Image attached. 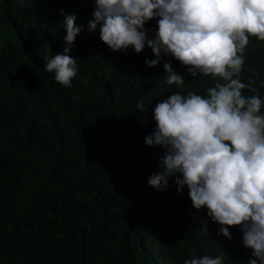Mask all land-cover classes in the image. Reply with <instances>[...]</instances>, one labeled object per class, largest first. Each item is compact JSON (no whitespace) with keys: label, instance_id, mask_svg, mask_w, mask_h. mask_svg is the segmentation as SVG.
Instances as JSON below:
<instances>
[{"label":"trees","instance_id":"16d2710c","mask_svg":"<svg viewBox=\"0 0 264 264\" xmlns=\"http://www.w3.org/2000/svg\"><path fill=\"white\" fill-rule=\"evenodd\" d=\"M93 7L94 0H0V264H183L205 254L245 264L252 250L239 225L228 240L174 178L161 192L147 184L163 156L144 143L154 105L174 91L207 97L220 78L194 79L173 57L149 68L147 47L114 53L86 30L71 48L79 69L72 87L43 71L44 57L66 46L61 10L86 28ZM156 25H145L149 38ZM248 38L242 95L264 99V41ZM165 62L184 76L182 89L160 84ZM206 219L208 233L200 230Z\"/></svg>","mask_w":264,"mask_h":264},{"label":"clouds","instance_id":"9594fccd","mask_svg":"<svg viewBox=\"0 0 264 264\" xmlns=\"http://www.w3.org/2000/svg\"><path fill=\"white\" fill-rule=\"evenodd\" d=\"M60 14L66 46L63 54L44 57L43 71L54 74L61 86L72 87L78 75L77 59L70 53L85 30L98 31L114 53L131 46L139 54L147 47L154 56L145 60L149 68L173 57L188 66L194 79L220 78L207 88V97L174 91L154 105L155 127L144 143L161 147L163 156L161 171L147 184L161 192L174 178L178 193L187 188L192 207L206 209L220 226L217 235L231 240L230 227L240 226L241 243L252 250L245 264H264V99L242 95L249 86L240 76L249 35L264 41V0H94L86 28L76 25L74 13ZM154 19L156 29L149 38L145 25ZM163 71L161 85L185 86L184 76L170 62ZM258 83L264 88V79ZM137 108L146 110L143 101ZM203 224L200 230L208 233V220ZM183 264H225V256L193 255Z\"/></svg>","mask_w":264,"mask_h":264}]
</instances>
